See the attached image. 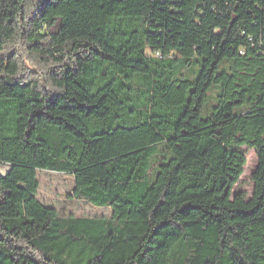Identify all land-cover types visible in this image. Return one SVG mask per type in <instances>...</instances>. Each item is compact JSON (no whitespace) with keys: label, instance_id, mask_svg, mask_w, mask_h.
<instances>
[{"label":"trees","instance_id":"16d2710c","mask_svg":"<svg viewBox=\"0 0 264 264\" xmlns=\"http://www.w3.org/2000/svg\"><path fill=\"white\" fill-rule=\"evenodd\" d=\"M261 45L264 0H0V264H264Z\"/></svg>","mask_w":264,"mask_h":264},{"label":"rangeland","instance_id":"374dc122","mask_svg":"<svg viewBox=\"0 0 264 264\" xmlns=\"http://www.w3.org/2000/svg\"><path fill=\"white\" fill-rule=\"evenodd\" d=\"M150 53L149 51L147 52ZM176 56V55H174ZM195 67H188L183 62L177 63L175 70L178 73L192 76L195 72ZM137 88L140 89L136 95L137 107L136 113L141 115L143 113V105L145 104V97L143 94V87L141 83L136 79ZM216 92H213V100L216 96ZM212 100V104L215 102ZM245 152L247 163L244 166V173L241 176L239 182L234 187V194L237 191L244 190L249 197H252L254 191V182L252 180L253 172L255 171L258 159L255 151L247 146L242 147ZM2 167V174H5L9 167L7 165L0 164ZM37 178L39 179V189L37 192V198L43 204L51 206L57 209L61 216H79V217H111L112 209L110 207H98L88 203L85 199L78 198L74 195L75 190V178L72 173H63L48 170H38Z\"/></svg>","mask_w":264,"mask_h":264},{"label":"built area","instance_id":"2783aa9c","mask_svg":"<svg viewBox=\"0 0 264 264\" xmlns=\"http://www.w3.org/2000/svg\"><path fill=\"white\" fill-rule=\"evenodd\" d=\"M261 46H262V47H261ZM261 46H260L261 49H262L261 52L263 53V52H264V50H263V48H264L263 46H264V45H261ZM157 52H158V57H159V58H162V57H163V53H162L161 51H157ZM241 53H243V50H241ZM174 54H175V53H174ZM174 54H173V55H174Z\"/></svg>","mask_w":264,"mask_h":264},{"label":"bare ground","instance_id":"6f19581e","mask_svg":"<svg viewBox=\"0 0 264 264\" xmlns=\"http://www.w3.org/2000/svg\"><path fill=\"white\" fill-rule=\"evenodd\" d=\"M156 56L158 57V52L156 53ZM1 171H2V167L0 166V174H1Z\"/></svg>","mask_w":264,"mask_h":264},{"label":"water","instance_id":"95a60500","mask_svg":"<svg viewBox=\"0 0 264 264\" xmlns=\"http://www.w3.org/2000/svg\"><path fill=\"white\" fill-rule=\"evenodd\" d=\"M5 174H6V173H5ZM5 174H2V173H1L0 176H4Z\"/></svg>","mask_w":264,"mask_h":264}]
</instances>
